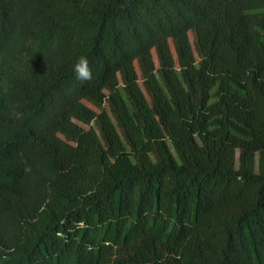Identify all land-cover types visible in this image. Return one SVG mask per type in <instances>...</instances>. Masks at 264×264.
Segmentation results:
<instances>
[{
  "label": "trees",
  "instance_id": "obj_1",
  "mask_svg": "<svg viewBox=\"0 0 264 264\" xmlns=\"http://www.w3.org/2000/svg\"><path fill=\"white\" fill-rule=\"evenodd\" d=\"M0 264H264V0H0Z\"/></svg>",
  "mask_w": 264,
  "mask_h": 264
},
{
  "label": "clouds",
  "instance_id": "obj_2",
  "mask_svg": "<svg viewBox=\"0 0 264 264\" xmlns=\"http://www.w3.org/2000/svg\"><path fill=\"white\" fill-rule=\"evenodd\" d=\"M77 78L80 80H90L92 78V72L89 66V61L86 56H81L73 66Z\"/></svg>",
  "mask_w": 264,
  "mask_h": 264
},
{
  "label": "rangeland",
  "instance_id": "obj_3",
  "mask_svg": "<svg viewBox=\"0 0 264 264\" xmlns=\"http://www.w3.org/2000/svg\"><path fill=\"white\" fill-rule=\"evenodd\" d=\"M189 37H190V39L193 38L192 33H190ZM194 54H195L196 59H198L197 56H196V53H195V52H194ZM139 82H141L140 76H139ZM81 125H82L83 127H85V128L87 127L86 124L81 123Z\"/></svg>",
  "mask_w": 264,
  "mask_h": 264
}]
</instances>
